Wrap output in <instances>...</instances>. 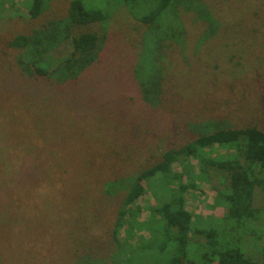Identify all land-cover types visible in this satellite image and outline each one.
I'll list each match as a JSON object with an SVG mask.
<instances>
[{
    "label": "rangeland",
    "instance_id": "rangeland-1",
    "mask_svg": "<svg viewBox=\"0 0 264 264\" xmlns=\"http://www.w3.org/2000/svg\"><path fill=\"white\" fill-rule=\"evenodd\" d=\"M70 1L48 0L31 21L28 0H0V38L30 39L0 50V264H73L74 247L82 264H110V233L142 171L201 134L264 130V0H172L152 24L142 20L151 0H85L109 19L77 27L64 21ZM88 33L98 35L97 49L70 61L72 37ZM42 38L51 50L38 58ZM173 170L183 173L182 163ZM223 176L197 178L183 196L195 223L227 216ZM141 183L146 194L135 205L146 223L158 186ZM138 228L132 243L150 237L148 225ZM258 229L259 242L245 238L251 253L264 252V220Z\"/></svg>",
    "mask_w": 264,
    "mask_h": 264
},
{
    "label": "trees",
    "instance_id": "trees-1",
    "mask_svg": "<svg viewBox=\"0 0 264 264\" xmlns=\"http://www.w3.org/2000/svg\"><path fill=\"white\" fill-rule=\"evenodd\" d=\"M111 1L102 0L103 4H110ZM123 1L126 3L124 6H128L130 2L137 0ZM151 1V8L147 16L142 19L146 24L158 21L165 13L171 11L172 0ZM88 2L71 0L67 7L68 17L64 21L77 27L101 23L109 19L103 7L93 8ZM47 3L48 0H28L29 11L27 10L26 18L31 21L39 19ZM207 15L208 13L205 12L204 18ZM213 18L215 20V17ZM200 20L205 21L202 17ZM67 37L68 35L64 40L68 39ZM29 41L27 36H18L7 43L2 37L0 38V50L6 45L9 49H25ZM98 41V35L94 33L72 37L73 52L70 61L93 52L98 47ZM45 43L47 42L42 38L39 43L42 44V52L38 58L45 56L51 50V47L48 48L51 45ZM41 64L37 62L34 70L39 76L45 77L47 72L45 66ZM223 151H234L235 154L226 156L222 154ZM180 159L182 161H179ZM177 162L182 163L183 173L175 174L173 166ZM192 162L198 164L197 168ZM225 174L231 181L232 191L223 195L218 193V195L223 203L220 205L226 209L227 216L219 223L213 217H206V221L195 223L192 213L186 209L183 196L190 189H196L197 178L207 175L220 178ZM263 175L264 130L257 126L219 129L212 133L201 134L181 148L164 153L161 162L145 169L134 180L135 184L117 213L115 228L113 232L111 231V239L108 241L110 264H162V262L163 264H264V252L251 253L244 243L245 238L249 237L256 242L262 239L263 233L258 229V222L264 220ZM185 177L187 183H184ZM144 180L152 184L156 183L158 186L153 193L155 214L148 222L145 221L146 223L139 220V216L143 213L142 207L135 205L146 194L141 183ZM221 182L224 184L223 181ZM253 192L258 196V205L254 203ZM10 193L13 194L14 190ZM29 206L20 208L27 211ZM0 213L4 214L5 211ZM156 216L159 218L156 219ZM124 220L128 222L131 229L134 227L141 229L138 227L143 224L148 225L149 239L142 236L138 243H132L131 234L136 232L129 228L130 230H126L129 238L121 240L118 235L123 231ZM174 229L178 230V233L174 232ZM191 234L201 236L205 240L203 242L190 241ZM24 250H27L26 242ZM70 253L73 254V256L69 254L70 260L74 261L73 264H76L78 260L80 261L77 264H82L81 261L85 257H79V251L75 247L70 249Z\"/></svg>",
    "mask_w": 264,
    "mask_h": 264
}]
</instances>
